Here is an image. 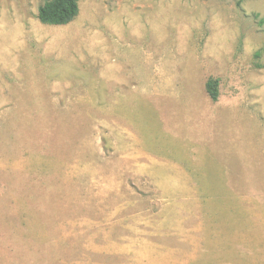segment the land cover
Masks as SVG:
<instances>
[{
	"label": "rangeland",
	"instance_id": "obj_1",
	"mask_svg": "<svg viewBox=\"0 0 264 264\" xmlns=\"http://www.w3.org/2000/svg\"><path fill=\"white\" fill-rule=\"evenodd\" d=\"M47 1L0 0V264H264V0Z\"/></svg>",
	"mask_w": 264,
	"mask_h": 264
},
{
	"label": "trees",
	"instance_id": "obj_2",
	"mask_svg": "<svg viewBox=\"0 0 264 264\" xmlns=\"http://www.w3.org/2000/svg\"><path fill=\"white\" fill-rule=\"evenodd\" d=\"M79 0H49L38 9V20L49 26H64L74 20L78 13ZM207 95L212 101L218 97L217 82L209 79L205 84Z\"/></svg>",
	"mask_w": 264,
	"mask_h": 264
}]
</instances>
